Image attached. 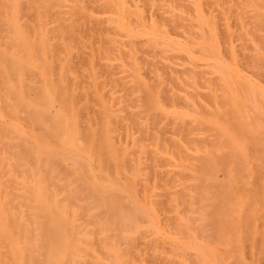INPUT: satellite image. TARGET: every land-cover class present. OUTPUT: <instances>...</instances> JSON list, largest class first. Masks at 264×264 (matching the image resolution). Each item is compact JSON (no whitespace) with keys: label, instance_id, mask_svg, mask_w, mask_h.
<instances>
[{"label":"rangeland","instance_id":"obj_1","mask_svg":"<svg viewBox=\"0 0 264 264\" xmlns=\"http://www.w3.org/2000/svg\"><path fill=\"white\" fill-rule=\"evenodd\" d=\"M0 264H264V0H0Z\"/></svg>","mask_w":264,"mask_h":264}]
</instances>
